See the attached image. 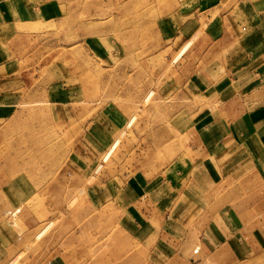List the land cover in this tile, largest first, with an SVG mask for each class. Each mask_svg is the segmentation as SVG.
<instances>
[{
    "label": "crops",
    "instance_id": "1",
    "mask_svg": "<svg viewBox=\"0 0 264 264\" xmlns=\"http://www.w3.org/2000/svg\"><path fill=\"white\" fill-rule=\"evenodd\" d=\"M72 1L0 0V148L6 127L36 125L43 117L54 121L55 104L64 108L84 102L80 101L83 91L69 102L68 91L47 89L38 94L26 82L35 71L29 65H35L37 57L18 55L19 45L36 36L32 32L36 24L70 15L92 16L91 23L78 22L77 44L94 62L104 64L114 79H135L139 72H133L132 65L144 71L166 50L184 47L188 76L180 70L157 92L172 102L186 99L193 106L189 109L193 117L181 119L184 115L174 113L169 118L187 136L185 150L161 173L135 172L122 184L109 182L103 192L99 181L98 187L85 192V206L93 212L109 206L126 228L157 232L163 238L194 231L199 246L211 254L229 248L231 254L243 257L246 253L239 251L238 242L245 238L264 249V0H110L107 13L97 3L86 9L80 7L81 0ZM102 14L105 19L95 18ZM90 26L92 34H81ZM164 61L160 59L157 71H162ZM58 94L63 99L58 100ZM99 102L100 97L92 108ZM127 113L106 103L84 125L69 154L79 182L91 177L101 155L127 123ZM39 138L21 137L19 142L38 145ZM38 151L37 146L19 151L8 164L11 171L0 172L17 176L9 188L0 190L7 214L20 213L36 192L31 182L21 178L26 173L17 161L36 159ZM245 185H252L251 213H244L239 204L230 205L229 195L213 203L218 189L236 186L239 193ZM240 224H252L248 236L239 228L232 232V226Z\"/></svg>",
    "mask_w": 264,
    "mask_h": 264
},
{
    "label": "rangeland",
    "instance_id": "2",
    "mask_svg": "<svg viewBox=\"0 0 264 264\" xmlns=\"http://www.w3.org/2000/svg\"><path fill=\"white\" fill-rule=\"evenodd\" d=\"M72 3L76 4V0ZM81 3L80 7L86 9L97 3L106 13L111 5L110 0H81ZM95 18L102 20L106 15ZM92 20V16L80 14L62 21L38 23L37 30H32L36 36L19 45L18 55L37 57L35 65L28 64L35 69L26 80L31 89H36L38 94L47 89L60 93L63 89L70 93L69 102H74L77 93L83 91L80 101L84 102H74L64 108L55 104L54 121L43 117L37 119L36 125L5 128L0 172L11 171L8 164L19 151L36 146L39 151L36 159L17 161L22 165L21 172L26 173L21 178L36 187L34 196L22 206L20 213L17 210L13 215L7 214L8 209L0 197V264H264V249L254 247L246 238L238 242L239 251L246 253L245 258L231 254L229 248L211 254L199 246V234L196 237L194 231L182 232L175 239L163 238L157 232L126 228L119 213L109 206L94 212L85 206V192L89 193L99 181L103 192L109 182L114 186L122 184L135 172L158 174L164 171L179 152L185 150L187 140L186 135L171 125L169 118L174 113L184 115L181 119L193 117L189 111L193 106L186 99L172 102L157 92L165 80L178 76L180 70L188 76L184 47L178 51L166 50L144 71L140 65H132L133 72H139L135 79H114L104 64L94 62L77 44L78 22L91 23ZM206 22L204 16L202 24ZM93 31L90 26L81 34ZM159 56L165 60L160 72L156 69L160 65ZM99 97V104L92 108ZM56 98L63 99L60 94ZM106 103H114L127 111L128 121L101 155L91 177L79 182L69 165V154L84 125ZM33 136L40 137L42 143L19 142L21 137ZM16 180L17 176L11 173L0 175V190L3 186L9 188ZM233 191L235 194H231ZM228 195L230 205L237 208L239 204L244 213H251L252 185H245L239 193L236 186L218 189L213 203L222 202ZM251 227L252 224H240L237 228L234 225L232 232L240 229L248 236ZM234 250L236 252V247L232 246Z\"/></svg>",
    "mask_w": 264,
    "mask_h": 264
}]
</instances>
